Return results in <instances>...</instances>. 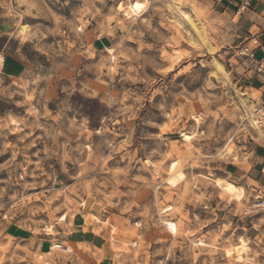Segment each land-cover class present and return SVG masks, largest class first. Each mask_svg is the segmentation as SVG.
Returning <instances> with one entry per match:
<instances>
[{"label": "clouds", "instance_id": "clouds-1", "mask_svg": "<svg viewBox=\"0 0 264 264\" xmlns=\"http://www.w3.org/2000/svg\"><path fill=\"white\" fill-rule=\"evenodd\" d=\"M0 264H264V0H0Z\"/></svg>", "mask_w": 264, "mask_h": 264}]
</instances>
